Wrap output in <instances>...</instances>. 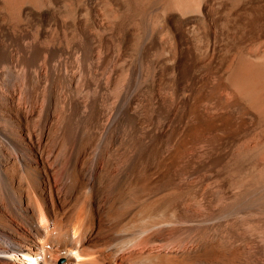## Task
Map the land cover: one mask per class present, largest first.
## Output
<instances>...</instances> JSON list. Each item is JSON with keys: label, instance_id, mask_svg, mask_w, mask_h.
Masks as SVG:
<instances>
[{"label": "bare ground", "instance_id": "6f19581e", "mask_svg": "<svg viewBox=\"0 0 264 264\" xmlns=\"http://www.w3.org/2000/svg\"><path fill=\"white\" fill-rule=\"evenodd\" d=\"M0 7V264H264V0Z\"/></svg>", "mask_w": 264, "mask_h": 264}, {"label": "rangeland", "instance_id": "374dc122", "mask_svg": "<svg viewBox=\"0 0 264 264\" xmlns=\"http://www.w3.org/2000/svg\"><path fill=\"white\" fill-rule=\"evenodd\" d=\"M0 9H1V7H0ZM65 256V255H64Z\"/></svg>", "mask_w": 264, "mask_h": 264}]
</instances>
